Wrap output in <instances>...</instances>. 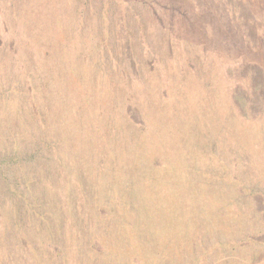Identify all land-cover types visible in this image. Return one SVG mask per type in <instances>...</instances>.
I'll list each match as a JSON object with an SVG mask.
<instances>
[{"label": "rangeland", "instance_id": "obj_1", "mask_svg": "<svg viewBox=\"0 0 264 264\" xmlns=\"http://www.w3.org/2000/svg\"><path fill=\"white\" fill-rule=\"evenodd\" d=\"M0 264H264V0H0Z\"/></svg>", "mask_w": 264, "mask_h": 264}]
</instances>
